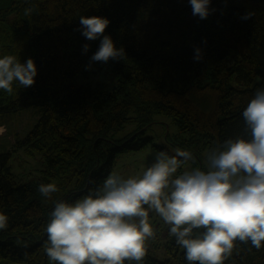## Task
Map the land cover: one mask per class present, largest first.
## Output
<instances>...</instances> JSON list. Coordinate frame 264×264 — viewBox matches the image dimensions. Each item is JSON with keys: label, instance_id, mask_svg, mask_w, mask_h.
Returning a JSON list of instances; mask_svg holds the SVG:
<instances>
[{"label": "trees", "instance_id": "1", "mask_svg": "<svg viewBox=\"0 0 264 264\" xmlns=\"http://www.w3.org/2000/svg\"><path fill=\"white\" fill-rule=\"evenodd\" d=\"M210 7L199 19L188 0H0V55L32 57L38 70L31 86L0 90V126L28 108L37 116L23 136L15 134L12 149L0 148V211L9 217L0 230V264H49L53 200H74L101 184L119 154L148 144L170 154L144 133L155 114L169 117L178 143L197 156L243 133L242 111L264 86V0H212ZM246 12L253 14L241 19ZM82 15L109 19L105 33L123 58L90 62L99 38L81 34ZM105 66L113 86L93 85L91 73ZM127 123L135 128L115 137ZM18 151L41 156L36 179L22 182L12 171ZM53 181L62 193L46 200L38 186ZM165 252L163 260L146 252L141 264H187L169 232ZM224 264H264V247L237 242Z\"/></svg>", "mask_w": 264, "mask_h": 264}, {"label": "clouds", "instance_id": "2", "mask_svg": "<svg viewBox=\"0 0 264 264\" xmlns=\"http://www.w3.org/2000/svg\"><path fill=\"white\" fill-rule=\"evenodd\" d=\"M188 3L199 19L212 11V0ZM252 14L246 12L241 19ZM109 23L105 16L79 18L81 34L88 40L99 38L90 62L125 55L105 33ZM88 47L84 44L83 51ZM194 53L195 60L202 58L199 47ZM37 71L32 57L21 61L17 55H0V90L11 94L14 85L31 86ZM242 117L243 133L209 150L204 168L181 170L194 157L176 148L174 154L156 152L140 174L109 173L74 200H53L58 186L41 183L38 192L54 205L45 226L49 264H141L146 241L155 236L150 212L168 225L187 264H224L237 242L264 247V86L256 89ZM8 223V215L0 211V230Z\"/></svg>", "mask_w": 264, "mask_h": 264}, {"label": "rangeland", "instance_id": "3", "mask_svg": "<svg viewBox=\"0 0 264 264\" xmlns=\"http://www.w3.org/2000/svg\"><path fill=\"white\" fill-rule=\"evenodd\" d=\"M91 81L93 85L103 82L109 87H112L115 82V76L110 69L105 66L102 70H95L91 73ZM75 85L82 83L81 77L77 76L73 80ZM37 116L34 114L33 108L25 109L14 114L5 126H1L0 133V148L4 145L6 149H12L14 146V136H23L36 122ZM154 123L147 126L144 130L146 136L152 137V141L157 145L167 146L170 154H174L176 148L185 149L179 142L177 127L173 124L169 117L161 114H155L153 117ZM135 128L134 124L127 123L122 130L116 133L115 137L120 138L131 132ZM193 153L194 159L185 164L181 170L191 169L192 167H206V153L203 150L197 156L193 150L187 149ZM159 150L151 144L146 145L142 149L128 151L119 154L113 164L112 172H118L125 177L142 173L148 166L153 163L155 154ZM12 171L16 174L19 181L26 182L30 179H36L43 169V160L37 155L33 158L26 157L20 151L14 153L10 159ZM52 183H57L53 181ZM59 192L62 193L60 190ZM149 218L155 231L154 238L146 241V249L149 255L158 260H163L168 257L165 252V242L168 239V225L154 212L149 213ZM134 264L135 261L129 262Z\"/></svg>", "mask_w": 264, "mask_h": 264}, {"label": "crops", "instance_id": "4", "mask_svg": "<svg viewBox=\"0 0 264 264\" xmlns=\"http://www.w3.org/2000/svg\"><path fill=\"white\" fill-rule=\"evenodd\" d=\"M3 127V126H2ZM0 128H1V126H0ZM2 133V132H1ZM0 133V138L2 137V134Z\"/></svg>", "mask_w": 264, "mask_h": 264}]
</instances>
